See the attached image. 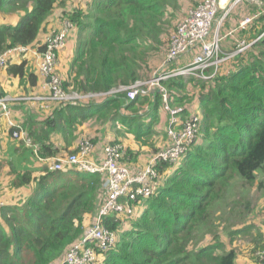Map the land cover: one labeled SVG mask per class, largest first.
Wrapping results in <instances>:
<instances>
[{
    "label": "trees",
    "instance_id": "trees-1",
    "mask_svg": "<svg viewBox=\"0 0 264 264\" xmlns=\"http://www.w3.org/2000/svg\"><path fill=\"white\" fill-rule=\"evenodd\" d=\"M190 1L197 4L200 0ZM74 2L0 0L1 13L19 17L16 24L0 25V55L16 45L33 44L53 15L60 21L70 18L80 28L79 36L86 38L76 44L64 75H60L65 91L83 95L107 93L150 78L152 63L167 54L179 9L187 6V0H89L90 11L76 2L67 12ZM58 8L64 11L59 13ZM172 17L176 20L170 22ZM251 26L257 31L253 39H247L252 44L246 51L229 60L212 81L197 78L193 82L201 88L194 97L204 115L200 133L177 162L157 164L160 187L134 203L138 208L133 216L105 218L104 224L116 232L117 242L95 264H242L236 250L224 251L217 236L208 245L197 244L199 233L210 230L216 203L230 186L236 180L253 185L264 172V13ZM5 68L14 76L27 78L31 86L38 83V74L27 60ZM163 84L173 105L182 106L189 100L183 76ZM162 96L156 90L127 102L124 91L109 93L103 101L90 98L58 104L40 119L28 115L22 127L37 147L38 159L66 152L81 136L94 143L104 140L103 129L114 124L140 142L154 138L155 132L158 135L155 125L163 112ZM188 111L184 107L183 113ZM11 129L12 135L15 128ZM57 134L66 144L55 143ZM158 150L155 146L152 153ZM132 152L126 147L123 163L138 160L136 156L132 159ZM14 172L13 189L24 187L28 193L21 195L18 204H0V264H57L68 247L82 238L87 216L97 215L104 177L50 171L47 165L39 175L16 168ZM127 223L131 226L125 230ZM192 243L197 246L190 250Z\"/></svg>",
    "mask_w": 264,
    "mask_h": 264
},
{
    "label": "built area",
    "instance_id": "built-area-1",
    "mask_svg": "<svg viewBox=\"0 0 264 264\" xmlns=\"http://www.w3.org/2000/svg\"><path fill=\"white\" fill-rule=\"evenodd\" d=\"M243 2L254 3L257 9L246 15L238 23V28H247L256 18L264 13V1L260 0H205L190 9L182 18L172 34L166 58L161 66L146 80H137L131 85H122L107 93L79 94L67 92L62 85V77L56 72L59 65L60 52L66 47L74 22L65 18L51 27L43 42L35 48L29 45H16L0 55V70L8 66L12 57L32 51L38 75L49 87L47 95L27 96L28 100L40 101L50 106L58 104L79 103L83 99L99 97L104 99L109 93L127 92V102L135 100L139 95H147L158 90L167 101L168 91L162 83L171 77L192 74L201 80H211L223 67L238 54L246 51L252 44L247 40H237L236 47L223 54L222 41L224 35L221 28L233 8ZM219 13H222L221 17ZM43 48V50H40ZM193 53L192 62L183 67L172 68L178 59ZM184 108L171 110V122L168 130L169 144L151 156L149 162L142 168L132 167L123 163L126 148L121 142L106 143L101 153L96 152V145L90 139L78 143L77 151L62 153L54 157L41 158L50 171H78L99 173L104 177V193L99 211L94 217L91 227L85 229L82 238L70 245L57 264H95L104 251L114 246L117 234L104 224L107 216L125 219L133 216L137 210L135 202L152 196L160 187V174L157 164L160 161L177 162L182 154L195 141L201 124L198 115H190L183 122L179 114ZM9 118L12 110L9 102L0 90V117ZM9 125L14 127L13 137L23 139L27 146H32V139L20 124L9 119ZM181 123L180 125H177ZM179 127V128H178ZM37 153V147H35ZM143 209V208H140ZM100 251V253H99ZM264 264V249L260 253Z\"/></svg>",
    "mask_w": 264,
    "mask_h": 264
},
{
    "label": "rangeland",
    "instance_id": "rangeland-1",
    "mask_svg": "<svg viewBox=\"0 0 264 264\" xmlns=\"http://www.w3.org/2000/svg\"><path fill=\"white\" fill-rule=\"evenodd\" d=\"M202 1H205V0H200L197 4L195 3L192 4V1L187 0V6L184 5V8L182 7L180 8L182 10L179 9V12H180L179 19L181 20L182 18H184L187 15V13L190 11V9L196 7ZM76 2L77 3L79 2L78 3L79 7H81V4H82V9H84V11L86 12L92 9V6L89 4V2H87V0H75L74 3L69 4L67 6V9H66L67 12H69L70 9H74V5L76 4ZM245 3L250 4L251 7L255 9L257 8L256 4L254 3H247V2ZM57 10H58L57 12L59 13L64 11V9H59V8ZM4 15H8V14H4ZM179 19L176 20V17L174 18L172 17L170 19V22H172V20L174 21L176 20L175 23H177L178 21H180ZM91 25H92L91 27L93 28L94 23H92ZM82 31L84 35H87V31H84V30ZM73 32L76 34L70 38L69 43L73 42V44H76V43L78 44V42L80 43L82 39L85 40L86 38L85 36L82 35V38L79 36L80 28H78V26H75V28L72 29L71 33ZM65 50H66V47L60 52V57H59V63L61 61L62 66H63V62H64V65L66 64L64 60V54H63ZM75 51L76 49L73 48L72 52L75 53ZM62 55H63V58H62ZM188 55L193 56V53H189ZM162 62H163V59L160 60L159 58L158 61L156 60V62L154 61V63H152V66H151L152 74H154V72L161 66ZM175 67L177 68L178 66H174L172 68H175ZM59 71L60 70L58 69L56 70L57 73L61 74L60 73L61 71L60 72ZM183 79H184V82L187 83V86H188L187 91L189 92L187 95H188L189 100L186 101V103L182 104V106L180 104L173 105L172 101L169 99L170 97L168 96L169 91L166 89L168 91L167 101H165V98L163 95L162 96V107H161L163 112L162 114H160L161 115L159 117L160 119H158V122L155 125V130L156 129L158 130V135H156L157 133L155 132L153 136L154 138H151L152 137L151 136L150 138L148 137L149 139L145 138L141 140L140 142H136L135 136L132 134H131L132 138L131 137L128 138V136H126L125 134L124 135L126 137L124 138L120 136L121 139L119 141H121V143L124 144L125 148L132 144L137 145L136 148H131V146H129L131 149H133L132 159L135 158L134 156H136V158L138 159L137 161L132 162L133 164L137 165L136 167L138 168L144 167L148 158H150L151 156L154 155V153H157L160 149L166 147L169 144L170 139L168 135V130H169L170 122L172 119V117L170 119L169 114L171 115L170 112L172 109L174 108L181 109V108L187 107L190 111L189 116L197 113L196 115L200 117L201 123L204 122L203 112L198 110L199 102H196V100L194 99L195 95L199 93L201 88L199 86L194 87L193 82L196 81L194 75L192 74L183 75ZM213 79L214 77L211 79V81ZM206 81H209V80H206ZM199 82H201V80ZM161 86L166 88L163 83ZM195 89H198V90H195ZM0 90L3 95L4 93L2 92L1 84H0ZM93 94L98 96L101 93H93ZM3 96L6 97L5 95ZM95 98H99V97H95ZM83 100H86V99H83ZM36 105L40 107L39 110H42V107H46L48 104L38 103ZM163 106H165L166 108H164ZM165 109L169 110V112H167L169 113L168 116H166L167 113ZM37 113H38V110H37ZM186 119L187 118H185L184 121ZM18 121L24 124V119L18 118ZM180 124L181 123L177 125H180ZM88 130L89 132L94 133L93 132L94 130H92L91 128H89ZM83 139H85L84 136H81L77 140V145ZM18 141L20 140L14 139L13 142H11L10 140L4 139L5 149L3 151V154L6 153V154H11V155L7 156L3 160L4 163L0 164V169H1L0 171V204L2 202L18 204V202L16 201V197L17 196L19 197V195H23L27 191V189L24 187H20L19 189H13V185H11V181H13L15 177V173L13 172L14 166L15 168L20 169V170H31L33 173H36L35 171L39 169L38 168L39 166L43 165L44 167L45 165L44 162L40 161L36 157L35 150H34L35 153L32 152L27 155L23 154L22 158L13 157V154L11 153L13 152V149L17 148L20 151V148L22 147V146H17ZM101 141H102L101 143H99L100 141L95 143L96 152H98L97 149L102 151L103 147L108 142V138L101 140ZM22 143L27 148H31L30 146H27L26 143L24 142ZM77 145L72 144L71 147L64 153H70L72 150L73 151L76 150L75 146ZM155 146L159 150L152 153V150L154 149ZM101 151L98 153H101ZM24 156H29V158L26 157L27 161L23 160ZM29 193H32V189H29ZM224 194L225 196L220 200V202L216 203L217 205L215 206L213 210L214 211L213 220H212V226L210 230H207L205 233H203L202 231L199 233L200 234L198 235L199 242L197 245L199 246L208 245L212 243L213 240L215 239V236H217L224 244L223 245L224 251L230 250L232 248L236 250L238 262L240 261L246 264H262L260 253L264 249V172H261L258 175L257 181L253 185L244 184L242 181L236 180L230 186L229 190H227ZM247 204H249V207L246 206ZM93 220L94 218H92L91 216H87L86 228L92 226ZM130 226L131 224L127 223L125 230L129 229ZM235 229H240L241 231L238 233H235L236 231ZM230 231H234L235 234H230ZM197 245L192 243L189 247L190 250H193Z\"/></svg>",
    "mask_w": 264,
    "mask_h": 264
},
{
    "label": "crops",
    "instance_id": "crops-1",
    "mask_svg": "<svg viewBox=\"0 0 264 264\" xmlns=\"http://www.w3.org/2000/svg\"><path fill=\"white\" fill-rule=\"evenodd\" d=\"M87 2H89V0H87ZM81 7H82V4H81ZM254 10H255V8L251 7L250 4H246L245 2H243V3L235 6L233 8V10L231 11L232 13L230 12L231 15L229 14L228 17L225 19L223 26L221 28V33L225 36L223 41H222V52H223V54L228 53L229 51H232L236 47L237 40L253 39L256 36L257 29H255L254 27L252 28V26L248 27V28H244V29L238 28V23L242 20V18L246 17V15H249V13L253 12ZM221 16H222V13H219L218 17H221ZM18 20H19V17L16 15H13V14L12 15H4L3 13L0 12V25L1 24H16L18 22ZM59 21H60V19H58L57 14L53 15L50 18V24L46 26L45 30H43L40 37L33 44L29 45L30 48H35L38 43L43 42L45 35L48 33V30L51 27L57 25ZM75 34L76 33H74V32L71 33V35L67 41L66 50L63 52L64 60H65L66 64L64 65V62L62 61L63 62V66H62V63L60 61L59 65H58L57 69L61 71V72L59 71L61 73V75H64V73L67 69L68 61L74 55V53L72 51H73V48L76 49L77 43L73 44V42L69 43V41H70V38L73 37ZM76 37H77V35H76ZM34 58H35V56H34L33 52L28 51V53H26V54L12 57L9 61L8 66L13 65V64H20L24 60H27L30 63L32 70L35 71L36 74H38ZM62 58H63V55H62ZM165 58H166V53L163 56V61ZM192 59H193L192 55H186V56H184V58L182 57V59L180 58L176 62H174L172 64V67H174V66H178V67L186 66L192 62ZM226 66H227V64H226ZM226 66H225V68H227ZM38 77H39V79H38L37 85L31 86V84L27 80V78L21 79L20 76L12 75L8 71V68H3L0 70V84L2 87V92L4 93L3 95L6 96V99L9 102V107L12 110V115L9 118L5 117L4 115H1V117H0V154H1L0 155V164L4 163L3 160L7 156L11 155V154H6V153L3 154V151L5 149L4 139L10 140L11 142H13V140L16 139L13 137V133H12V135L10 134L12 127L8 123L9 119L14 120V122L16 124H21L23 126V123H20V121H18V118L24 119V122L27 119L28 115H33L36 118H39V117L42 118V117H45L54 107V106H50V105H47L46 107L41 106L42 110H39L40 107L36 104H38V103L44 104L43 102L28 100L26 98L27 96L49 94V87L46 84L47 82L45 80H43L39 75H38ZM195 79H197V78L195 77ZM37 110H38V113H37ZM188 114H189V111L185 114L181 113L179 115L180 121L183 122L184 119L187 118ZM166 116H168V115H166ZM169 117L171 119L170 114H169ZM106 127L107 128L103 129V132L105 133L104 136H107L109 141L116 139V138L121 139V137L124 138L126 136H128V138L131 137V133H127L125 128H122V127L119 128L116 124H114V126L110 125V127L109 126H106ZM87 128L89 129L90 127H87ZM92 130H94V129H92ZM93 132H95V130ZM60 137H61L60 134H57L54 136L55 143L58 145H62L65 143V141L63 139H61ZM19 140L25 143V141L23 139H19ZM20 141H18L17 146H22V147L20 148V151L17 148L13 149V152H11L13 154V157L22 158L23 154L27 155L29 153H32L31 148L33 149L32 146H34V145L32 144V146H30L31 148H27ZM135 141L138 142L137 140H135ZM99 143H101V141ZM74 144L77 145V141H74L73 145ZM129 146H131V148H136L137 145L132 144ZM132 146H134V147H132ZM34 148H35V146H34ZM97 150H98V152L101 151L99 149H97ZM26 157L29 158V156H24L23 157L24 161H27ZM150 158H148L145 165L149 162ZM130 165L132 167L137 166L133 163H130ZM42 167H43V165L39 166L38 167L39 169H37L35 171L36 172L35 174L39 175L40 170H42ZM14 168H15V166H14ZM14 168H13V172H14ZM18 170H20V169H18ZM26 193H28V192H26ZM21 197H22L21 195H19V197L17 196L16 201L18 200L20 202ZM235 230L238 231L239 229H235ZM240 263L246 264L243 262H240Z\"/></svg>",
    "mask_w": 264,
    "mask_h": 264
}]
</instances>
